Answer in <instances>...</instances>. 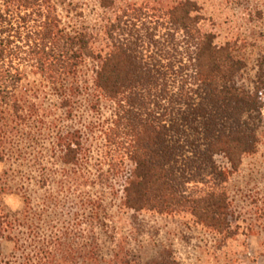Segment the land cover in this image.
I'll use <instances>...</instances> for the list:
<instances>
[{
  "label": "trees",
  "instance_id": "obj_1",
  "mask_svg": "<svg viewBox=\"0 0 264 264\" xmlns=\"http://www.w3.org/2000/svg\"><path fill=\"white\" fill-rule=\"evenodd\" d=\"M60 1L0 0V164L19 156L17 140L32 141L33 130L48 127L45 91L31 84L30 76L64 92L68 81L77 80L91 63L97 107L110 103L114 108L105 136L132 167L122 209L183 216L221 243L236 240L241 227L228 185L244 159L259 147L264 69L251 87L240 86L237 79L245 63L229 44L217 45L215 35L202 30V19L191 1L158 10L163 16L155 22L136 15L126 22L124 15L117 25L107 27L104 48L98 47L94 33L64 27ZM100 5L109 10L115 0H100ZM151 22L155 31L163 22L174 32L165 39L149 33L147 48L146 39L130 40L123 31L128 25L138 28ZM81 140L76 132L59 135L53 151L65 169L55 182L42 170L37 183L45 195L41 208H35L28 189H22L24 207L19 212L7 209L0 197V264L99 261L97 247L83 237L77 215L63 225L46 221L49 206L55 204L50 193L53 184L60 193L89 185L80 170ZM103 167L97 171L101 183ZM7 190L3 186L1 193ZM84 206L92 215L99 208L92 200ZM3 242L13 244L9 256L1 251Z\"/></svg>",
  "mask_w": 264,
  "mask_h": 264
},
{
  "label": "rangeland",
  "instance_id": "obj_2",
  "mask_svg": "<svg viewBox=\"0 0 264 264\" xmlns=\"http://www.w3.org/2000/svg\"><path fill=\"white\" fill-rule=\"evenodd\" d=\"M186 1L196 4L202 30L215 35L217 45L229 44L236 57L245 63L246 69L237 80L240 86L251 87L259 71L264 69V0H115V6L109 10L101 7L100 0H63L57 6L66 29L92 32L99 37L98 47L104 48L107 27L117 25L124 15H128L126 22L135 15L138 19L155 22L163 16L158 10L164 11ZM154 22L138 28L130 24L123 31L130 40L146 39L152 32L165 39L174 32L163 22L155 31ZM123 31L116 34L121 35ZM93 76L94 66L89 63L77 80L68 81L64 92L30 76L29 82L42 86L45 91L43 105L49 111L48 127L42 132L33 130L32 141L17 140L15 147L19 156L0 164V197L7 209L12 212L23 209V188L29 190L35 208H41L45 195L37 183L42 170L53 182L61 179L65 168L53 149L60 134L76 132L84 148L80 170L89 185L78 192L60 193L53 184L50 193L55 204L49 206L46 221L63 225L72 223L77 215L83 237H89L88 242H94L97 247L99 261L96 264H146L163 260L175 264H264V127L259 131L256 154L244 159L228 185L241 227L239 236L234 241L221 243L183 216L135 214L122 209L126 180L132 167L118 152L119 147L105 136L114 108L110 103L97 107ZM62 104L67 108L58 109ZM101 165H104L102 183L97 181ZM7 172L8 177H5ZM3 186L8 188L6 194L1 193ZM88 200L97 202L99 208L94 215L84 206ZM1 251L9 256L13 244L3 242Z\"/></svg>",
  "mask_w": 264,
  "mask_h": 264
}]
</instances>
